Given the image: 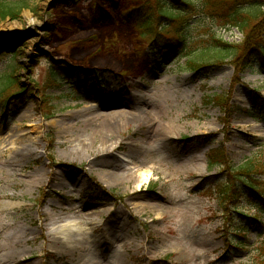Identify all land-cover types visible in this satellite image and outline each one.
<instances>
[{
	"label": "rangeland",
	"instance_id": "obj_1",
	"mask_svg": "<svg viewBox=\"0 0 264 264\" xmlns=\"http://www.w3.org/2000/svg\"><path fill=\"white\" fill-rule=\"evenodd\" d=\"M146 1L26 0L0 20V42L21 40L0 55V91L13 75L5 99L26 88L6 116L0 99V264H80L50 243L56 224L40 230L50 217L65 241L86 231L82 264H253L264 238L248 227L255 246L225 253L219 194L249 162L264 187V63L253 51L243 72L232 55L215 60L213 39L233 48L243 36L204 17L188 35L209 67L184 71L182 53L139 39L130 12ZM219 96L225 112L208 102ZM213 153L223 165L211 168ZM238 203L234 226L247 223L236 208L252 217L260 201Z\"/></svg>",
	"mask_w": 264,
	"mask_h": 264
},
{
	"label": "trees",
	"instance_id": "obj_2",
	"mask_svg": "<svg viewBox=\"0 0 264 264\" xmlns=\"http://www.w3.org/2000/svg\"><path fill=\"white\" fill-rule=\"evenodd\" d=\"M24 8H26V0L13 2L11 0H0V20L5 21L8 18L17 20ZM130 15L134 19L139 39L144 40L155 55L158 56V50L164 46V48L173 49L174 53H182L181 56L187 58L186 64L188 67H184V71L195 72L209 67L208 64L204 65L207 61L204 59L203 51L192 50L191 38L188 35L189 30L193 27L189 25L190 21L193 20L195 26H197L204 17H209L224 29H236L243 36L242 44L233 46V48L221 40L216 41L213 39L212 48L216 52L215 60L224 59L225 55H232L236 59L235 65L240 64V72H243L245 69L253 67V61L250 58V53L253 51L259 56L261 63H264V0H154L152 4L151 0H148L144 2L141 10L135 9L130 12ZM175 26H178V29L173 31L172 28ZM18 40H20L19 37H16L13 42H0V55L8 53L4 50L6 47H11L14 51L12 54H15L20 43ZM161 40L164 41L161 43ZM230 49H235V51ZM239 53H241V56H238ZM81 75L88 82L89 75L87 73ZM53 76V81L56 82V74L53 73ZM8 81L7 84L2 83L0 91V99L4 100L2 106L3 116L8 113L11 102L20 99L26 93V88L20 86L21 91L19 93L5 99L8 88L18 80L13 75ZM41 98L45 100L47 96L42 94ZM208 102L216 103L222 112L228 109V104L225 103L222 96L217 97L215 100L210 99ZM232 109L233 113L241 110L239 108ZM219 159H223V154L213 153L210 157L211 168L218 163L224 164V162H218ZM256 169V165L249 162L236 168V171L231 170V176L220 191V202L225 217V234H234V236L227 235L225 237V253L245 248L246 237L249 232L248 227L255 228L258 237L264 238V219L261 220L260 218L264 215V187L252 178L256 173ZM241 187L244 188V193ZM246 195L253 196L255 200L260 201V204L253 208L256 214L252 217L240 214L242 211L240 206L236 208L238 215L245 219L247 223L234 226L233 222L235 220L232 219L233 211H231L230 206L239 204L240 199L245 198ZM254 246L255 243L246 246L244 251ZM255 249L256 255L253 257V264H264V240Z\"/></svg>",
	"mask_w": 264,
	"mask_h": 264
},
{
	"label": "bare ground",
	"instance_id": "obj_3",
	"mask_svg": "<svg viewBox=\"0 0 264 264\" xmlns=\"http://www.w3.org/2000/svg\"><path fill=\"white\" fill-rule=\"evenodd\" d=\"M140 111H142V109H140ZM118 115H120V114H112V116H114V117H117ZM116 120H118V119H116ZM82 150H84V149H82ZM82 150L79 151V153H82ZM142 176H143V180H145L148 183L149 179H150V174H143ZM73 214H75V217H78L80 219V221L85 223L86 225H91V223H94L93 220H88L84 214L78 213L80 215H77V216H76V212ZM88 221H90V222L88 223ZM47 222L51 223V224H56L55 230L48 232V235L50 238V243L54 246L58 245L61 248L69 251V253H71L74 257H76V259L79 260L80 264L84 263V257H83L84 255H82V241L78 237L82 236L85 238L86 231L69 230V237H68L67 241H65L63 239L62 228L59 225L61 222V219L55 218V217H53V218L50 217V219H46L44 222L41 223V225H39L40 230L48 228V226L46 224ZM93 232L95 233V229L93 230ZM119 234H120L119 232L114 233L111 241L113 240V238H118ZM88 239L89 238L83 239V240L87 241ZM107 241L110 242V239L107 238ZM92 242L95 244V239ZM101 243L107 244L105 238L102 239Z\"/></svg>",
	"mask_w": 264,
	"mask_h": 264
}]
</instances>
